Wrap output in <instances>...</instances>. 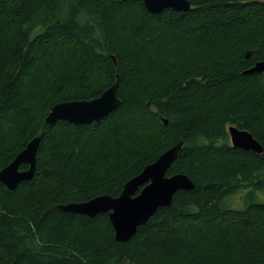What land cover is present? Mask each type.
<instances>
[{"label":"trees","instance_id":"16d2710c","mask_svg":"<svg viewBox=\"0 0 264 264\" xmlns=\"http://www.w3.org/2000/svg\"><path fill=\"white\" fill-rule=\"evenodd\" d=\"M189 1L154 13L143 0H0V170L41 136L33 178L0 182V264H264V152L228 131L264 149V73H245L264 60V0ZM117 80L103 119L46 123L54 104ZM181 139L167 174L194 188L127 241L106 212L58 208L119 196Z\"/></svg>","mask_w":264,"mask_h":264},{"label":"water","instance_id":"95a60500","mask_svg":"<svg viewBox=\"0 0 264 264\" xmlns=\"http://www.w3.org/2000/svg\"><path fill=\"white\" fill-rule=\"evenodd\" d=\"M147 10L160 13L166 8L176 11L191 9L189 0H143ZM264 73V60L257 61L245 73ZM119 80L108 87L99 97L84 100H68L54 104L46 117V123L53 125L64 120L76 125L99 121L114 112L121 100L117 95ZM164 123L167 120L164 119ZM234 147L264 152L261 143L247 129L236 125L228 127ZM41 136L31 139L15 158L0 170V182L10 190H15L20 182L31 180L36 171L37 153ZM184 145L181 139L173 144L152 163L147 164L136 176L129 179L119 196L102 194L85 201H71L59 204L63 212H73L94 216L108 213L118 241H127L145 224L159 207L169 206L173 195L180 189H192L194 181L185 173L168 175V169L177 158ZM28 165L21 169V165Z\"/></svg>","mask_w":264,"mask_h":264},{"label":"rangeland","instance_id":"374dc122","mask_svg":"<svg viewBox=\"0 0 264 264\" xmlns=\"http://www.w3.org/2000/svg\"><path fill=\"white\" fill-rule=\"evenodd\" d=\"M257 194L259 195V193H257ZM259 197H261V199L264 200V195H259ZM236 207H239V206H236Z\"/></svg>","mask_w":264,"mask_h":264}]
</instances>
